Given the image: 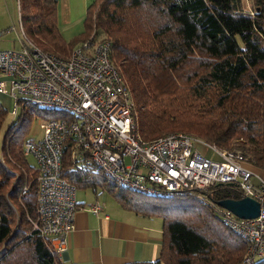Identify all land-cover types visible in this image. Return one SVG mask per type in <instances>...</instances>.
I'll use <instances>...</instances> for the list:
<instances>
[{
  "label": "trees",
  "instance_id": "obj_1",
  "mask_svg": "<svg viewBox=\"0 0 264 264\" xmlns=\"http://www.w3.org/2000/svg\"><path fill=\"white\" fill-rule=\"evenodd\" d=\"M19 17L42 50L65 59L76 47L59 31L57 0H19ZM83 25L77 46L110 42V60L132 92L143 139L184 131L264 167V0H94ZM7 113L0 103V264H64L32 231L37 185L35 166L22 152L27 120L1 135ZM70 151L65 145L62 168L76 187L98 184L122 209L161 217L158 258L127 264H242L246 245L222 222L217 205L243 197L236 185L135 194L107 178L100 183L93 176L99 168L77 165Z\"/></svg>",
  "mask_w": 264,
  "mask_h": 264
},
{
  "label": "built area",
  "instance_id": "obj_2",
  "mask_svg": "<svg viewBox=\"0 0 264 264\" xmlns=\"http://www.w3.org/2000/svg\"><path fill=\"white\" fill-rule=\"evenodd\" d=\"M9 31L17 34L19 43L17 48L0 50V74L7 77L0 80V93L15 101L10 125L19 120L17 106L24 109L26 101L67 113L66 118L44 120L39 140L22 142L23 155L34 159L36 169L32 231L48 240L59 257L67 252L78 208L77 187L62 168L63 150L69 144L74 163L99 168L117 188L168 196L180 190L199 194L218 184L236 185L243 197L259 202V214L239 218L221 206L218 214L246 245L242 264L264 258V181L254 178L239 150L219 149L179 131L143 139L132 114V92L110 60L108 40H85L64 59L32 42L20 20L17 27L5 29ZM207 147L214 158L203 153ZM28 188L26 183L22 192ZM88 210L98 215L102 208L96 203Z\"/></svg>",
  "mask_w": 264,
  "mask_h": 264
},
{
  "label": "crops",
  "instance_id": "obj_3",
  "mask_svg": "<svg viewBox=\"0 0 264 264\" xmlns=\"http://www.w3.org/2000/svg\"><path fill=\"white\" fill-rule=\"evenodd\" d=\"M90 1L57 0V25L64 40H79ZM209 152V148H203L205 156ZM248 167L254 178L264 181V167ZM77 202L67 252L62 258L64 264H127L158 258L162 240V220L158 216L134 213L119 205L106 207L103 203L102 211L95 215L83 202Z\"/></svg>",
  "mask_w": 264,
  "mask_h": 264
},
{
  "label": "rangeland",
  "instance_id": "obj_4",
  "mask_svg": "<svg viewBox=\"0 0 264 264\" xmlns=\"http://www.w3.org/2000/svg\"><path fill=\"white\" fill-rule=\"evenodd\" d=\"M93 1L94 0H91L90 3H92ZM84 18L82 20V31L84 30V25H83ZM18 23H19V10L17 7V1L0 0V50L19 47L17 34L13 31L5 32V29H7L12 25H15L17 27ZM79 41L75 42V46L79 44ZM0 80H7V77L0 74ZM0 103L7 109L8 112L7 118L2 127V131H1L2 132L1 135H2L3 131H5V129L7 128V125L11 123L12 116L10 115V112L14 109L15 101L10 96L0 93ZM24 105H25L24 109L22 108V104H19L17 106V113H18L17 116L19 117V113H21L22 115L19 118V121L16 123L14 129H17L19 127L21 119L25 118L27 120L26 121L27 125L24 128L25 140L29 139L30 141H37L41 138L40 125L44 120L51 118L62 119V118H66L65 115H67L66 112H59L58 110L55 109L51 110L48 108H40L38 106L31 104L29 101H26ZM179 132H184V131H179ZM200 147L202 148V146ZM208 154H209L208 157L211 158L215 157L214 152L211 153L209 152ZM27 160L31 165H35V161L32 157L30 156L27 157ZM99 171H100L99 173H94L93 176H95V178L98 179L100 183H102L107 177L103 173V171H101L100 169ZM107 185L108 187H110L109 184ZM125 190L130 191L129 189H125ZM76 197H77V201L83 202L84 205L88 206L89 208L91 207V205L96 203H98L99 205L103 203L106 207L109 206L110 204L119 205L115 201L114 197L108 192V190L106 188L102 189L98 184L96 185V187H94L93 185H89L86 187L78 186L76 190ZM162 200L164 199H156L157 203H163ZM151 201L153 202L155 200L151 199ZM158 218L162 220L161 217Z\"/></svg>",
  "mask_w": 264,
  "mask_h": 264
},
{
  "label": "water",
  "instance_id": "obj_5",
  "mask_svg": "<svg viewBox=\"0 0 264 264\" xmlns=\"http://www.w3.org/2000/svg\"><path fill=\"white\" fill-rule=\"evenodd\" d=\"M218 206L231 211L239 218H254L259 214L260 204L251 197L240 199H224L217 202Z\"/></svg>",
  "mask_w": 264,
  "mask_h": 264
}]
</instances>
